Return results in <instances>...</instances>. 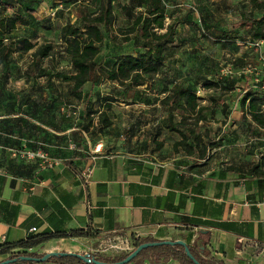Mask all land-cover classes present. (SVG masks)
Instances as JSON below:
<instances>
[{
  "label": "crops",
  "instance_id": "crops-1",
  "mask_svg": "<svg viewBox=\"0 0 264 264\" xmlns=\"http://www.w3.org/2000/svg\"><path fill=\"white\" fill-rule=\"evenodd\" d=\"M41 82L35 90L0 97L12 102L0 109V246L43 233L90 231L94 238L53 240L33 250L87 254L107 241L199 245L207 235L208 257L222 264H264V177L229 171L239 166L218 150L203 160L168 144L156 150L165 113L149 92L117 98L113 125L101 130L95 119L86 147L81 126H48L49 111L28 109L47 100ZM107 84L97 89L107 93ZM88 169L93 173L85 184ZM6 259L0 255V263Z\"/></svg>",
  "mask_w": 264,
  "mask_h": 264
},
{
  "label": "trees",
  "instance_id": "trees-1",
  "mask_svg": "<svg viewBox=\"0 0 264 264\" xmlns=\"http://www.w3.org/2000/svg\"><path fill=\"white\" fill-rule=\"evenodd\" d=\"M55 1L58 4L64 5V0ZM167 1L127 0L125 4L118 3L117 6L122 12L121 15L125 16L131 22L125 31L122 29V35L124 37L122 42L125 44L133 42V50L128 52L115 50L112 54L107 55L103 62L99 61V57L103 55L104 45L108 42L114 45L118 44V35L113 32L107 33L105 30L114 28L117 24L118 18L114 10V0H90L87 1L89 3H82L80 0L71 1L72 5L82 3L83 9H80L75 19H69L58 31V37L61 42L60 54L64 56L65 61H67L72 70L69 77H65L64 79L65 82L69 83L68 92L70 98L84 102L86 107L91 100H97V104H99L97 113H93L92 111L88 113L92 117H95V119H98V126L101 130H108L113 125L112 114L114 108L112 107L110 109L106 104L114 106L119 100L117 98H120V96L128 97L130 92H133V97L140 96L141 93L145 95L150 91L144 90L139 93L137 91L142 87L147 88L149 84L148 79L152 76L161 75L166 68L167 52L169 48L176 44V33L173 25H166ZM252 2L256 10H264V0H253ZM8 6H11L10 9L14 10L16 17L0 20V60L2 64L1 71L4 70V81H8L12 76L13 62L8 60L12 49L4 46L3 42L5 38L9 39L11 32L18 25L19 18H21L18 8L12 5ZM64 6L66 8L69 7L67 4ZM96 6H99L98 9H96ZM93 8L94 10H92ZM4 9H8L6 5ZM234 28L247 31L254 44L259 41H264V14L259 17L243 18ZM203 34L208 42L218 45L234 43L232 38L227 35L216 36L206 32H203ZM54 50L55 48L52 43L38 45L28 40L22 41L16 49V52L23 54L32 52V63L27 71V79L30 82L33 81V90L36 89V81L45 75L43 73L44 66H42V63L45 60L54 59ZM256 54L260 58V53L257 50ZM253 76V74H250L244 78V90L241 94V96L243 95L241 100L242 119L246 120V113H248L257 125L264 128V90H262L260 83L255 82L256 78ZM51 81L49 80L46 88L54 86L53 83H50ZM105 83L111 84V89L107 93H103L97 89ZM174 84L176 85L175 82L166 84L163 81L159 82V85L162 87L158 95H156L157 97H155L154 102L161 103L165 114L164 120L158 126L159 134L155 136L154 144L162 132L177 134L181 139L173 145L175 152L181 153L180 148H183L186 152L184 155L186 156L198 160L210 158L212 152L221 148L220 141L213 139L210 147L204 145L201 148L199 145H193L189 141L194 135V132L185 129L183 127V121H175L176 116L184 120V116L188 114L189 118L196 119L198 123L205 122L207 117L203 113L208 108L199 105L202 99L190 87H186L183 84L171 88ZM214 86H216L215 83L207 81L202 87L211 89ZM217 86L219 85L217 84ZM254 86L258 87L259 90L254 91ZM1 91L2 88H0V97L6 99L8 95H3ZM51 96H54L56 99H52L51 97L45 103L32 102L28 109L35 112L43 109L51 111L54 102H56L55 100H58L56 95ZM48 100H51V102ZM212 101L217 102L216 99H212ZM11 103L9 102V104ZM64 110L69 113L71 106H64ZM95 119L92 120L91 124L86 125L87 120L85 114L80 119L82 123L79 126L82 127L85 134H88L86 137L85 135L83 136V133H80L81 141L83 144H86V147L89 139H92L93 134H95V131L92 134L88 133ZM232 123H235V120ZM163 147L164 142L161 141L157 147L155 146V149L160 150ZM262 168L263 165L261 164L254 165L248 170L240 166H230L228 170L239 174L241 178H246L247 176L264 177V170ZM95 236L90 231H76L71 234L43 233L37 236H30L25 241L17 244L0 246V255H7L8 259H18V262L14 264H36L35 262L21 261L20 258L43 257L44 254L40 255L37 252H33V250L53 240L94 238ZM201 237H207V239H203L202 244L198 245L196 241L193 244L188 242L189 250L198 264H222L208 257L209 252L206 247L209 243L208 236L201 235ZM155 242L158 241L152 238L138 239L135 240V248L142 244ZM127 255L117 257H99L98 255H94V257L101 262L110 264L124 260ZM146 261L151 264H162L169 261H174L177 264H196L188 257L185 249L181 246H158L149 248L142 251L130 264H139ZM47 263L85 264L75 257L51 258Z\"/></svg>",
  "mask_w": 264,
  "mask_h": 264
},
{
  "label": "rangeland",
  "instance_id": "rangeland-1",
  "mask_svg": "<svg viewBox=\"0 0 264 264\" xmlns=\"http://www.w3.org/2000/svg\"><path fill=\"white\" fill-rule=\"evenodd\" d=\"M73 0H64V5H69L66 11L64 5L56 3L55 0H0V20L16 17L12 5L19 9L20 17L16 29L11 32L9 42L4 46L10 47L12 53L8 60L12 61V76L8 81L3 80L4 70L0 69V88L5 96L10 94H20L28 92L33 86V81H28L27 71L32 63V52L23 54L16 52L22 41L28 40L33 44L52 43L55 48L53 60H45L43 73L40 78L42 87H46L49 80L54 86L46 88L44 93L47 99L51 95H56L53 108L49 111L50 117L48 126L60 123L62 129L79 126V121L85 114L87 122L91 124L95 117L88 112L97 113V100L93 99L87 107L84 102L76 101L69 97V83L65 82V77H69L72 70L61 52V42L58 37L59 29L66 24L67 19L75 18L82 3H89L90 0H80L82 3L72 5ZM253 0H168L166 25H173L176 33V44L169 48L167 52L166 68L159 76L149 78V84L145 90L150 91L151 100L158 95L163 83L175 82L171 88L185 85L196 92L202 99L199 105L207 107L204 111L207 120L198 123L196 119L184 116V120L176 116V122H182L184 128L193 131L194 135L189 141L193 145L203 147L213 142V139L220 141L219 153L225 159H235V163L244 169L252 166L264 165V128L257 125L246 113V120L242 119L241 100L243 98L244 78L250 74L249 69L254 71V78L261 80L264 77L262 62L257 57L252 38L243 29H235L243 18L259 17L264 14V10H256ZM263 1V0H258ZM117 24L113 28L105 29L107 33L113 32L118 35V44L108 42L104 45L103 55L99 61H105L107 55L115 50L128 52L133 50V42L123 43L122 29L130 26L131 22L121 15L118 3L125 4L127 0H114ZM7 6V10L4 6ZM99 6H96L98 9ZM56 9V10H55ZM53 10V11H52ZM94 10V8L92 9ZM203 32L216 36L227 35L234 41L233 44H215L208 42L204 38ZM262 51L264 52V46ZM0 65L1 60H0ZM209 67V68H207ZM257 74V75H256ZM52 77L51 79H49ZM49 79V80H48ZM39 79L36 83H40ZM212 81L216 86L205 89L202 86L205 82ZM217 84L219 86H217ZM111 84H107L106 89H111ZM258 91V87H253ZM140 91H137L138 93ZM133 95V92L128 94ZM105 99L106 96H104ZM52 99H56L54 96ZM216 99L217 102H213ZM51 102V100H48ZM224 103V104H223ZM8 101L0 102V109H7ZM51 105V103H50ZM64 106H71L69 113L65 112ZM85 106V108H84ZM110 109L116 108V104L108 105ZM129 109L139 111L140 106H133ZM86 112V113H85ZM264 112V108H263ZM235 120V123L232 121ZM160 141L168 144L173 149L175 142L180 140L177 134L165 133L160 137ZM158 139V140H159ZM196 141V142H195ZM160 142L156 140L157 147ZM181 153L185 150L180 148ZM113 241V239H112ZM135 249V244L105 242L94 247L92 256L117 257L127 255ZM43 255V253H38Z\"/></svg>",
  "mask_w": 264,
  "mask_h": 264
},
{
  "label": "water",
  "instance_id": "water-1",
  "mask_svg": "<svg viewBox=\"0 0 264 264\" xmlns=\"http://www.w3.org/2000/svg\"><path fill=\"white\" fill-rule=\"evenodd\" d=\"M158 246H181L185 249L186 254L190 259H192L196 264H198L197 260L191 254L189 247L186 242L178 240V241H158L155 243H146L142 244L139 247L135 248L131 253L127 255V257L118 262V263H110V264H130L133 260H135L142 251L147 250L149 248L158 247ZM56 257H75L79 260L83 261L85 264H108L99 261L91 254H78V253H66V252H52L46 253L41 258H30V257H21V261L27 262H35V263H47L51 258ZM18 262V259H6L5 261L1 262L0 264H14Z\"/></svg>",
  "mask_w": 264,
  "mask_h": 264
},
{
  "label": "built area",
  "instance_id": "built-area-1",
  "mask_svg": "<svg viewBox=\"0 0 264 264\" xmlns=\"http://www.w3.org/2000/svg\"><path fill=\"white\" fill-rule=\"evenodd\" d=\"M43 1H45V0H43ZM8 42H9V39H8V38H5V39H4V43H8ZM254 45H255V47H256L257 49L260 50V51H259V53H260V60H261V62H262L263 68H264V52L262 51L263 46H264V41L256 42ZM247 72L250 73V74H255L254 71H252V70H250V69H249ZM256 75H257V74H256ZM255 82L260 83L262 90H264V79H263V80H262V79H261V80H259V79H255ZM92 173H93L92 169H88V170L83 174V177H84V180H85V182H84L85 184H88V183L90 182L91 177H92Z\"/></svg>",
  "mask_w": 264,
  "mask_h": 264
}]
</instances>
